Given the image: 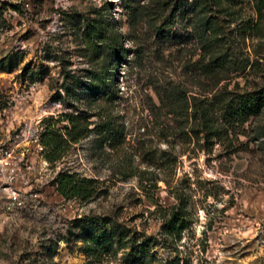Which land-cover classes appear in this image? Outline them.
Wrapping results in <instances>:
<instances>
[{
  "label": "rangeland",
  "instance_id": "374dc122",
  "mask_svg": "<svg viewBox=\"0 0 264 264\" xmlns=\"http://www.w3.org/2000/svg\"><path fill=\"white\" fill-rule=\"evenodd\" d=\"M139 2L155 23L171 7V0ZM235 3L232 20L219 17L215 33L236 61L215 70L185 17L161 40L144 16L130 27L123 0H0V59L13 64L0 70V145L22 157L0 167V264H134L129 244L143 242L151 254L143 264H264V108L203 145L190 136V120L161 102L169 84L202 97L264 83V8L258 15L251 0ZM98 13L128 48L110 101L79 87L89 67L83 19ZM247 19L251 26L232 40ZM65 70L74 94L63 91ZM101 105L120 127L112 145L92 129ZM68 113L82 114L88 129L48 161L40 134L50 124L63 130ZM66 168L93 180L87 199L56 192L54 178ZM176 205L188 223L167 233L163 220ZM91 219L104 222L102 232L124 227L123 238L96 243L86 234Z\"/></svg>",
  "mask_w": 264,
  "mask_h": 264
},
{
  "label": "trees",
  "instance_id": "16d2710c",
  "mask_svg": "<svg viewBox=\"0 0 264 264\" xmlns=\"http://www.w3.org/2000/svg\"><path fill=\"white\" fill-rule=\"evenodd\" d=\"M139 1L123 0L130 27H133L134 23L144 16L150 22L151 29L157 37H160L161 40L169 39L174 37L171 27L177 17H185L186 24L190 25L194 36L209 56L208 65L210 68L218 70L225 64L236 61L235 54L223 48L228 40L223 38V34L215 33L219 17L227 16L228 21L232 20L236 0H171V7L160 16L157 23L153 22V10L149 9L147 4ZM251 1L256 13L261 15L264 0ZM11 7L14 6L11 5ZM258 24H254L253 27H257ZM250 26V20H241L235 27V33L232 34L231 39L236 40L237 36H241ZM83 32L88 39L87 61L89 67L85 72V79L80 81L79 87L93 98L101 97L104 101H110L115 95L113 86L115 65L120 59H126L125 53L128 48L122 45L121 33L114 25L109 26L104 23L100 13L92 18L83 19ZM6 58H9L10 61L11 56ZM4 62L5 59L1 58L0 70H10L13 64L8 62L5 65ZM210 68L208 67L207 70ZM69 76H72L71 72L65 70L62 75V87L66 95L74 94L75 90L72 84L67 83ZM162 94L161 102L166 105L168 112L180 116L181 120H190L191 124L188 126L190 136L196 140L203 138V145L208 144L212 137L219 138L226 135L227 131L233 132L249 116L258 114L264 108V83L243 90L222 88L215 90L210 96L202 97L188 96L181 85L169 84L163 88ZM67 115V123L62 126L63 130L50 124V126L45 125L40 134L43 156L48 161L59 158L70 143L76 142L88 129L89 122L82 114L68 113ZM95 115L97 119L92 129L98 140L107 142L108 145L116 143L120 127L114 121L110 109L106 105H101ZM92 182V179L76 177L74 173H69L67 168L59 170L54 178L58 194L63 197H78L82 200L87 199L95 191ZM103 223L101 220H89L86 234L95 235L93 238L96 243H111L113 241L118 243L121 241L125 228L118 226L117 223H112L107 230L102 232L100 227ZM187 223L188 218H186L182 206L176 205L164 218L163 230L167 233H176ZM83 240L85 241V238ZM126 255L134 264H143L145 259L151 256L146 242L130 243ZM172 263L168 261L164 264Z\"/></svg>",
  "mask_w": 264,
  "mask_h": 264
},
{
  "label": "built area",
  "instance_id": "2783aa9c",
  "mask_svg": "<svg viewBox=\"0 0 264 264\" xmlns=\"http://www.w3.org/2000/svg\"><path fill=\"white\" fill-rule=\"evenodd\" d=\"M26 129H19L17 134H25ZM22 160V157L15 152V148L11 144L5 146L0 145V167L9 165L11 162L17 163Z\"/></svg>",
  "mask_w": 264,
  "mask_h": 264
}]
</instances>
